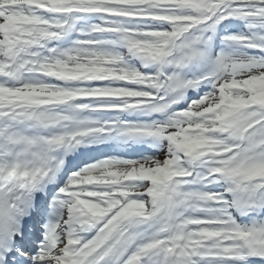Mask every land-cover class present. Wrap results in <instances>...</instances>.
<instances>
[{
	"label": "snow or ice",
	"instance_id": "obj_1",
	"mask_svg": "<svg viewBox=\"0 0 264 264\" xmlns=\"http://www.w3.org/2000/svg\"><path fill=\"white\" fill-rule=\"evenodd\" d=\"M0 264H264V0H0Z\"/></svg>",
	"mask_w": 264,
	"mask_h": 264
}]
</instances>
